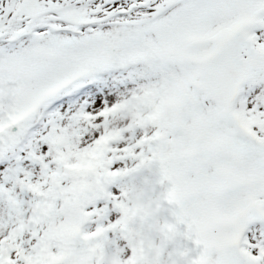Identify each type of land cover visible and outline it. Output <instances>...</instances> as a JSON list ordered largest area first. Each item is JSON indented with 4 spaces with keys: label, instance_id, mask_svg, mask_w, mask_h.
Here are the masks:
<instances>
[{
    "label": "snow or ice",
    "instance_id": "snow-or-ice-1",
    "mask_svg": "<svg viewBox=\"0 0 264 264\" xmlns=\"http://www.w3.org/2000/svg\"><path fill=\"white\" fill-rule=\"evenodd\" d=\"M264 264V0H0V264Z\"/></svg>",
    "mask_w": 264,
    "mask_h": 264
},
{
    "label": "clouds",
    "instance_id": "clouds-1",
    "mask_svg": "<svg viewBox=\"0 0 264 264\" xmlns=\"http://www.w3.org/2000/svg\"><path fill=\"white\" fill-rule=\"evenodd\" d=\"M114 257H115V253L109 252V264H113Z\"/></svg>",
    "mask_w": 264,
    "mask_h": 264
}]
</instances>
